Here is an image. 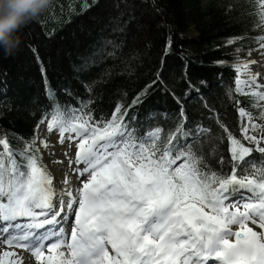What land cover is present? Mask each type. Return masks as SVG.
<instances>
[{
	"label": "snow or ice",
	"instance_id": "snow-or-ice-1",
	"mask_svg": "<svg viewBox=\"0 0 264 264\" xmlns=\"http://www.w3.org/2000/svg\"><path fill=\"white\" fill-rule=\"evenodd\" d=\"M258 3L264 21V0ZM108 43L113 51L106 54L115 56L119 45ZM257 51L264 54V43ZM257 64L246 60L235 65L234 91L264 109V73L252 71ZM158 82L163 83L159 74L153 85ZM187 83L185 97L199 94V88ZM153 85L128 107L142 103ZM165 91L181 104L175 92L166 86ZM90 103L53 106L48 132L57 131L61 145L67 141L76 149L74 158L63 153L72 171L59 191L40 155L41 148L52 145L41 140L37 146L33 139L16 152L0 138V245L5 246L0 264H23L14 249L30 252L37 264H209L213 259L220 264H264V167L253 165L248 176L237 173L254 151L264 154V135L249 134L264 133V124L254 123L239 100L233 103L247 123L241 139L228 133L232 169L223 178L202 170L204 157L194 148L210 130L200 124L188 128L182 104L175 129L161 141V129L137 136L124 121V105H117L110 120L96 121L85 111ZM239 190L250 193L245 202L228 203ZM66 215L74 217L67 234L63 228L39 231L58 225Z\"/></svg>",
	"mask_w": 264,
	"mask_h": 264
},
{
	"label": "trees",
	"instance_id": "trees-1",
	"mask_svg": "<svg viewBox=\"0 0 264 264\" xmlns=\"http://www.w3.org/2000/svg\"><path fill=\"white\" fill-rule=\"evenodd\" d=\"M120 1L133 7L126 5V10L121 9L124 19L112 25V0H52L44 13L22 28L19 50L11 56L0 53V89L5 93L0 94V138H6L11 148L24 146L33 136L34 124L43 111L40 107L48 101L47 92L64 106L80 108L81 101H91L85 111H90L96 121L110 120L117 105H124V121L135 129L137 136L144 137L151 128L161 129L166 135L175 129L180 107L165 86L183 101L188 81L195 86L204 82L212 87L211 92L204 100L196 96L187 104V125L202 120L210 130L194 149L204 157L202 170L227 172L226 135L220 125L240 138L229 67L235 54L254 44L251 36L261 25L257 3ZM139 14L147 19L144 27L138 31L130 29L128 25H135L134 18L142 16ZM109 24L115 27V35L111 28L106 30ZM190 24L196 27L198 36L182 38L179 33ZM229 39L236 42L229 46ZM169 40L167 55L164 50ZM109 41L119 45L115 56L106 54L113 51V46H99L100 42ZM60 47L63 54L59 57ZM158 74L163 83L153 85ZM221 82L226 85L220 86ZM149 85L153 86L143 102L128 107ZM238 97L242 105L247 104V97ZM153 110L158 111L152 115ZM150 115L151 119L146 121Z\"/></svg>",
	"mask_w": 264,
	"mask_h": 264
},
{
	"label": "rangeland",
	"instance_id": "rangeland-1",
	"mask_svg": "<svg viewBox=\"0 0 264 264\" xmlns=\"http://www.w3.org/2000/svg\"><path fill=\"white\" fill-rule=\"evenodd\" d=\"M255 1L258 2V0H255ZM112 3H115V11L113 13L115 15L109 21L112 23V25H114L115 23H120L124 19L122 17L123 14L121 13V9L126 10L125 6L126 5L131 6V4L128 3V4H126L124 6L123 2H121L120 0L119 1L112 0ZM131 7H133V6H131ZM139 10L141 11V9H139ZM259 10H260V7H259ZM247 11L250 13L249 9ZM123 13H126V12H123ZM137 13H139V12H137ZM139 15H142V16L134 18L135 25H134V23H131V22H130L131 25H128V26H131L130 29L133 28L132 30H137L138 31L141 27H144L145 22L147 21V19L145 18V16L143 14H139ZM110 28L113 30V33L115 35L117 33L115 27L113 28L109 24V26L107 27L106 30H109ZM179 34L181 35L182 38H186V39L196 38L198 36V30L196 29V27L193 24H190L189 27H187L185 30L181 31V33H179ZM259 37H264V24H262V30L260 32L256 33V38H259ZM70 39L71 38L68 37L67 42H70ZM257 41H258V45L259 44L261 45V43H264V41H262V40H257ZM164 44H165V39H164ZM260 45L258 46L259 48H260ZM99 46L100 47L109 46V43L100 42ZM166 50H167V48H165L164 51H166ZM59 52L57 54H59V57H60L61 54H63L62 47H60ZM258 52L261 55L260 58H264V54H262V51H257L256 50L255 52L251 53V55L249 56L248 59H251L252 57L257 55ZM164 55L165 54L161 55V60L164 59ZM239 55H240V53H239ZM95 57L100 59V57H97V55ZM256 61H259V64L264 65V60H261V59L258 60L257 59ZM252 67H253V69H252L253 72L259 71L258 68H257V65H253ZM170 68H172V67L170 66L169 69ZM256 68H257V70H255ZM263 111H264V109H263ZM236 118H237V115H236ZM253 122L257 123V124H264V119H261L260 115L257 116V117L253 116ZM246 123H247V118L246 117H241V126H243ZM38 129H39V132L37 131V138H38L37 139L38 140L37 146H39V142L41 140L47 141L50 145L53 146V147H50L49 149L41 148L40 155H41L42 163L44 164V166L47 167V170L54 177V187L57 189V191H59L60 188L62 187L61 181L63 180L64 176L65 175H69L71 173V171H72V169L69 167L67 159H65V156L63 155V153L68 152L69 157L74 158L73 153L76 151V149H75L74 146L70 148L68 142H65L64 145H61L59 143V133H55V132H51L50 133L48 131L44 132L43 128H38ZM249 134L250 135L251 134H256L258 136L259 135H264V133H260V132L253 133L251 130H250ZM59 161H63V163H60ZM72 179L75 182V177L74 176H72ZM75 185L76 184L73 183V187H75ZM3 248H4L3 245H0V252L3 251ZM9 259L11 260V259H14V258L10 257ZM23 264H28L26 256H23Z\"/></svg>",
	"mask_w": 264,
	"mask_h": 264
},
{
	"label": "clouds",
	"instance_id": "clouds-1",
	"mask_svg": "<svg viewBox=\"0 0 264 264\" xmlns=\"http://www.w3.org/2000/svg\"><path fill=\"white\" fill-rule=\"evenodd\" d=\"M52 0H0V53L15 54L22 41L21 30L38 18Z\"/></svg>",
	"mask_w": 264,
	"mask_h": 264
},
{
	"label": "bare ground",
	"instance_id": "bare-ground-1",
	"mask_svg": "<svg viewBox=\"0 0 264 264\" xmlns=\"http://www.w3.org/2000/svg\"><path fill=\"white\" fill-rule=\"evenodd\" d=\"M257 68H258V70H259V72H261V73H264V65H261V64H257ZM257 68L255 69V70H257ZM252 69H253V67H252ZM73 180V179H72ZM74 181V180H73ZM70 217H71V215H70ZM65 218H66V216H65ZM251 226V225H250ZM234 228H235V226H233ZM257 230H259V229H257ZM212 264H220V262L219 261H215V262H213Z\"/></svg>",
	"mask_w": 264,
	"mask_h": 264
}]
</instances>
